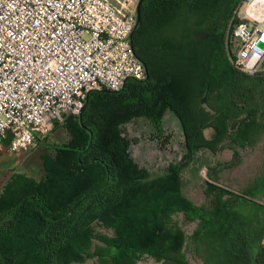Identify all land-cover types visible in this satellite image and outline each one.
Segmentation results:
<instances>
[{"label": "trees", "instance_id": "16d2710c", "mask_svg": "<svg viewBox=\"0 0 264 264\" xmlns=\"http://www.w3.org/2000/svg\"><path fill=\"white\" fill-rule=\"evenodd\" d=\"M242 1H140L130 45L145 76L88 91L79 114L60 125L65 140L40 155V176L9 177L0 190V264H188L185 248L202 264H264V160L237 192L217 175L203 180L199 204L182 192L181 172L197 151L264 138V62L248 75L225 48ZM166 110L179 122L185 157L146 176L119 127L143 118L161 134ZM179 215L196 223L189 234Z\"/></svg>", "mask_w": 264, "mask_h": 264}, {"label": "built area", "instance_id": "2783aa9c", "mask_svg": "<svg viewBox=\"0 0 264 264\" xmlns=\"http://www.w3.org/2000/svg\"><path fill=\"white\" fill-rule=\"evenodd\" d=\"M137 2L0 0V151L32 148L88 91L145 76L129 40ZM236 15L232 63L252 75L264 62V0H243Z\"/></svg>", "mask_w": 264, "mask_h": 264}, {"label": "rangeland", "instance_id": "374dc122", "mask_svg": "<svg viewBox=\"0 0 264 264\" xmlns=\"http://www.w3.org/2000/svg\"><path fill=\"white\" fill-rule=\"evenodd\" d=\"M241 7L242 2L237 5L236 14L240 12ZM64 121L55 123L54 127L41 136L36 144L26 152L11 153L5 149L0 151V190L12 175L26 174L34 178L40 176V155L44 149L49 145L59 144L66 138L65 132L60 127ZM119 129L121 136L128 141V151L136 167L146 176L162 174L168 164L180 165L184 160L182 132L176 119L170 115L163 118L161 134L156 133L143 118H135L123 123ZM203 134L205 138H209L211 129H204ZM263 140L261 139L253 147L229 148L225 146L214 153L206 149L197 151L194 162L188 164L181 172L183 194L196 204L203 202V180L212 175H217V182L226 188L235 192L241 190L257 174L263 172ZM233 154H238V156L234 158ZM236 159L235 165H228ZM177 219L180 220L186 234H189L195 227V222H182L180 215ZM96 230L101 233H111L110 230L100 227H96ZM262 242L264 243V233ZM185 255L188 264H202L187 248H185ZM81 264H93V260L87 259Z\"/></svg>", "mask_w": 264, "mask_h": 264}, {"label": "water", "instance_id": "95a60500", "mask_svg": "<svg viewBox=\"0 0 264 264\" xmlns=\"http://www.w3.org/2000/svg\"><path fill=\"white\" fill-rule=\"evenodd\" d=\"M140 1L141 0H138V2L136 4L135 14H134V24H133L132 31L136 27V25L138 23V20H139L138 13H139V3H140ZM236 22H237V19L236 18H232L229 21V23L227 25V29H226V34H225L226 54H227V57H228L229 61H231V62H233L235 60V56H234L233 52L230 49V37H231V29H232L233 25L236 24ZM132 31L129 34V40L131 39V33H132ZM262 39L264 40V36L262 37ZM257 44H258L259 47H262L263 46L262 41H258Z\"/></svg>", "mask_w": 264, "mask_h": 264}, {"label": "crops", "instance_id": "0c3cea01", "mask_svg": "<svg viewBox=\"0 0 264 264\" xmlns=\"http://www.w3.org/2000/svg\"><path fill=\"white\" fill-rule=\"evenodd\" d=\"M167 112L169 113V114H167ZM170 115L171 117H173L174 119H176V117L171 113V112H169V111H165L164 112V114H163V116H162V119H161V127H162V123H163V118L165 117V116H167V115ZM176 121L178 122V120L176 119ZM178 124H179V122H178ZM179 127H180V125H179ZM181 129V128H180Z\"/></svg>", "mask_w": 264, "mask_h": 264}]
</instances>
